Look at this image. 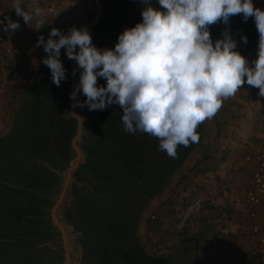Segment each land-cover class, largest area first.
Listing matches in <instances>:
<instances>
[{
  "label": "trees",
  "instance_id": "16d2710c",
  "mask_svg": "<svg viewBox=\"0 0 264 264\" xmlns=\"http://www.w3.org/2000/svg\"><path fill=\"white\" fill-rule=\"evenodd\" d=\"M87 1V5L92 4V9L89 11V5L87 6L86 22H92L97 16L96 0ZM99 1L101 11L95 23L87 30L93 45L98 49H114L118 36L126 28H132L142 22V10L147 5L141 0ZM151 6L159 8L158 0H151ZM75 22L50 24L42 30L41 36L47 41L52 28H57L67 35L69 29L75 27ZM209 31L213 42L223 39L224 33L228 32L237 42L236 50L241 55L250 54L252 48L258 45L259 34L254 17L245 21L242 14L233 15L228 24L218 22L211 25ZM244 36L247 37V43L241 39ZM53 39L58 40L59 37ZM47 55L43 48L39 67L40 78L31 89L30 98L27 97L23 104L20 130L34 142L37 141L36 144L41 148L49 142L46 146L51 144L53 149L56 141L52 140L61 142L60 145L64 148L62 157L65 170L70 166V160L76 156L71 141L77 135L79 127L78 119L71 114L70 95L74 63L68 59L66 50L62 48L59 59L66 69V79L57 87L52 81L50 69L42 62ZM80 71L76 64L77 83ZM98 85L106 86V80L98 78ZM79 93L81 100L75 103H82L86 99L82 91ZM122 111L118 104L95 111H90L87 106L75 107V112L83 120V129L77 144L84 154V160L79 170L73 173L70 186L58 206V213L61 214L59 218L63 220L68 234L78 233L83 237L85 250L82 264L254 263L255 259L246 261L237 257L233 248L234 239L227 237L223 232L229 211L222 205L210 204L208 200L204 202L198 217L199 228L192 232L186 228L171 248V255L158 260L147 251L138 234L142 211L128 208L126 198L128 195H141L151 201L166 191L173 176L182 169L188 156L201 142L204 125L202 123L197 128L199 142L190 143L188 147L178 146L176 158H171L159 149V141L155 137L140 131L135 134L125 132ZM63 185L64 179L58 183L55 194L47 205L46 216L50 215V224L52 206L60 198ZM175 193H172L174 198L164 201L162 205L170 222L174 220L177 205L181 202L180 195ZM162 220H157L159 225L167 223ZM12 224H15L16 230L10 227V232H19L25 227L24 222ZM45 228L48 238L36 240L35 245L50 240L57 248L45 247L47 256L39 259V262L22 259L21 263L13 264H65L67 251L62 231L54 225L46 224ZM16 239L18 240H9L6 244L22 241ZM220 250L225 251L224 261L221 262L217 258L213 260V251Z\"/></svg>",
  "mask_w": 264,
  "mask_h": 264
},
{
  "label": "clouds",
  "instance_id": "9594fccd",
  "mask_svg": "<svg viewBox=\"0 0 264 264\" xmlns=\"http://www.w3.org/2000/svg\"><path fill=\"white\" fill-rule=\"evenodd\" d=\"M141 2L147 5L142 22L126 28L114 49H98L87 28L75 27L67 35L52 28L49 39L40 36L37 46L43 45L48 54L42 62L57 87L66 79L59 59L62 48L81 69L70 99L79 91L86 99L73 107L95 111L118 104L125 132L155 137L159 149L176 158L178 146L198 143V126L212 119L241 87L258 88L264 97V10L254 7L253 0H158L159 8L152 7L151 0ZM21 5L22 0H14V11L25 24L34 18L43 23L42 8L25 11ZM239 14L245 21L254 17L259 34L257 58L251 64L228 32L213 42L209 31L211 25L228 24ZM0 28L14 32L20 25L5 16ZM241 39L247 43L246 36ZM98 78L105 79L106 86H99Z\"/></svg>",
  "mask_w": 264,
  "mask_h": 264
},
{
  "label": "crops",
  "instance_id": "0c3cea01",
  "mask_svg": "<svg viewBox=\"0 0 264 264\" xmlns=\"http://www.w3.org/2000/svg\"><path fill=\"white\" fill-rule=\"evenodd\" d=\"M87 2V0H22L21 6L25 11H31L33 6H39L44 11V15L39 18L43 23L38 24L37 19L34 18L28 25L25 24L22 17L16 15L13 8L14 0H0V20H3L7 16L13 21L18 22L20 28L12 33H22V35H17L16 43L13 44L17 54L16 56L13 54L11 61L9 59L8 72L6 73L7 78L9 76V80H14L18 86H16V89L13 90L14 93H12V85L9 84V92L7 91L8 88H3V93L0 95L5 96L7 94L4 100L5 104H0V200L9 191L5 187L18 188L20 185L17 183H21V181L27 183L25 181L27 179L32 184L42 185L43 191L47 196L64 179L61 196L55 205L52 206V224L48 223V221L50 222L48 219L50 215L45 216L44 220L42 219L43 216L40 212L42 201L38 206L34 203L33 209L35 212L34 214H30V217L33 216V218L28 217L25 221L21 220L25 224L24 229H20L21 231L10 232V227L16 230L15 224H12L13 222L15 223L14 220L13 222L0 223V245L8 243L9 240H18L16 238H19L22 241H31L30 246L34 247V249L43 250L47 246L50 247L46 244L50 240L40 242L38 246L35 245L36 240L48 238V231L46 232L45 228L46 224L48 226H57L55 217L60 216L58 206L65 197L74 171L79 170V166L84 160V154L77 144L81 135V133L79 135V127L77 135L71 141L72 147L76 151V156L70 160V166L64 170V158L62 157V150L64 148L60 145L61 142L52 140L56 141L53 149H51V144L46 146L49 142L44 143L45 146L41 148L36 144L37 141L34 142L27 134H23V131L20 130L22 128V115L20 113L25 99L27 97L30 98V91L40 78L39 67L43 54V45L42 51L35 52L37 50L35 49L36 43L34 40L27 38L28 33L31 31L33 33L39 32L40 37L42 30L50 24L75 22L76 20L70 19L69 11L65 10V6ZM88 5V10L90 11L92 7L89 3ZM253 5L264 10V0H253ZM85 13H87V10ZM87 17L85 14L84 18ZM96 18H98V15ZM82 20L84 19L75 22L77 29L79 28L77 24ZM4 23L6 24L7 21L4 20ZM0 30L3 31L2 28ZM7 34L10 35L11 31L7 32ZM257 51L258 45L252 48L250 54L243 55L247 58L249 64L257 58ZM32 60H34L32 67H35V69L33 75H30L32 77L30 81L28 82L25 79L17 81L14 76L19 74L20 68L27 69V65L31 66ZM203 125L204 136L201 142L188 156L182 169L173 176L166 191L157 197H163L167 193L168 198V195L171 193L169 199L174 198L175 195L172 193L176 192L180 195V201H183L188 192L196 190L195 188L200 186L199 183L194 184L193 180L195 178L196 180H199L197 178L202 180L211 176L210 174H214L215 181H219L220 187L219 189L218 186L216 187L214 194L200 200V214L201 208L207 200L215 206H224L229 211V216L224 222L223 232L227 234V237L230 236L234 239L233 248L236 256L242 259L244 257L246 261L247 259H255L254 263L249 262L245 264H256L259 259L257 255L253 254L255 243L249 236V225L251 222L264 224V204L254 205L249 209H245L246 206L241 201H238V199L245 192L248 181L252 176V168L246 162L245 157L260 143L258 133L260 129L264 130V97L259 95L258 88L244 85L237 91L234 97L225 100L218 113L212 119L205 120ZM76 146L79 147L80 154H78ZM80 156L81 158L75 161ZM61 171H65V173H61ZM214 171H219L220 173L217 172L215 174L213 173ZM218 174H222V177ZM14 192L20 193V191L15 190L11 194V197L14 196ZM52 197H49L50 200H52ZM218 198H222V202L217 203ZM233 200H236V203L232 202ZM36 203L38 202L36 201ZM191 218L189 217V219ZM198 220L195 227L192 230H188L189 232L199 228ZM24 245H28V243L24 242ZM224 252L223 250L218 251L219 256L222 255L224 257ZM213 260H215L214 257ZM220 260L222 262L224 258Z\"/></svg>",
  "mask_w": 264,
  "mask_h": 264
},
{
  "label": "rangeland",
  "instance_id": "374dc122",
  "mask_svg": "<svg viewBox=\"0 0 264 264\" xmlns=\"http://www.w3.org/2000/svg\"><path fill=\"white\" fill-rule=\"evenodd\" d=\"M87 6H88L87 3H76L75 5L65 6L66 7L65 10L69 11L70 19H74L78 21V20L84 19ZM96 9H97V15H99L101 11V7L99 11L98 3H96ZM87 23H91V22H86L78 26L82 27L83 25ZM1 34L5 35L7 38V41L11 42L12 44L16 43V38L18 34L22 35V33H17V32L16 33L11 32V34L9 35L7 34V32H3L0 30V35ZM28 34L29 35L27 36V38L29 40L30 39L34 40L36 43L35 49L37 50H35V52L42 51V45L37 46V42L39 39V32L33 33V31H31ZM16 54L17 52H14V56H16ZM12 57L13 55L9 57L10 61ZM33 63H34V60H32L31 66L27 65V69L20 68L19 74L17 73L18 75L14 76L17 81L19 79L21 80L25 79L28 82L30 81V78H32L31 76L33 75L34 69H35V67L34 68L32 67ZM0 68L1 69L4 68L2 64H0ZM4 71L5 73L8 72V66H6ZM2 82H4V85L3 86L0 85V88H5V89L8 88L7 89L8 92H9V84L12 85L11 87L12 93H14L13 90L16 89V86H18L16 82H14V80H11V79L9 80V76L7 78V75L4 77V79L0 80V83ZM6 95L7 94H5V96H0V101H1L0 104L1 103L3 105L5 104L4 100H5ZM14 110H15V107H14ZM217 172L220 173L219 171H214L213 173L216 174ZM210 175L211 176H208V178H205L202 180L200 178H197L199 180H196V178L195 180H193L194 184L199 183L200 186L195 188L196 190H192L191 192H188L187 196L185 197V200L180 202L177 208V213L175 215V218L174 220H171L172 222L167 220V216L165 215L166 211H164L162 207L164 201L166 202L169 200L171 193L168 195V198H167V193H166L164 194L163 197L159 196L157 198H154L151 201H147L141 195H128L127 196L126 198L127 207L128 208L132 207V210L134 211H137L136 209L142 211V214L139 220L138 234L142 242L145 243L147 251L153 257H155L158 260H161L162 257H168L169 255H171L170 254L171 248L173 247L174 243H176L180 239V234L182 233V230H185L186 228H188V230H192L195 227V225L197 224L199 214H200V211H199L201 207L200 200L205 199L208 196L214 194L216 192L215 191L216 187L218 186V189L220 187L219 181L218 182L215 181V178L213 176L214 174H210ZM218 175L222 177L221 176L222 174H218ZM25 181L27 183L22 182V181L21 183H17L20 185L18 188H10L8 186L5 187V188H8L9 191L7 194H4L0 200L1 201L0 202V223H5L9 221L13 222V220L15 222L22 223L23 220L25 221V219L30 217V214H34L35 212V210L33 209L34 203L38 206L41 203V201H42V206L40 207V212H41V215L43 216L42 219L43 220L45 219V216L47 214V204L50 201L49 197L54 196L55 194L54 190L48 193V196H49L48 197L46 193H44L42 185L32 184L30 181H28V179ZM15 190L20 191V193L14 192L15 193L14 196L11 197V194H13V191ZM36 201L38 203H36ZM220 202H222V198H218L217 203H220ZM232 202L236 203V200H233ZM247 208L249 209L250 206L245 207V209ZM153 215L155 216L153 217ZM189 217H192V218L189 219ZM30 218L32 219L33 216H31ZM159 218L163 219L162 221H167V223L163 225H159L157 222ZM22 242H25V241H17V242L14 241L9 245L1 244L0 245V263L2 264H13L15 262L21 263L22 259H27L30 262L32 261L39 262V259L41 258L44 259L47 256L45 249L39 250V249H34V247L30 246L31 241H26L28 245H24V243ZM64 242H65V247H66V244L70 242V240L64 239ZM54 246L55 248H57L56 245ZM213 254H214V259L215 258L218 259V257H220V259L223 258L222 255L219 256L218 251H213ZM67 260H68V252H67ZM165 263L166 262L162 264H165ZM256 264H261V263L258 261L256 262Z\"/></svg>",
  "mask_w": 264,
  "mask_h": 264
},
{
  "label": "built area",
  "instance_id": "2783aa9c",
  "mask_svg": "<svg viewBox=\"0 0 264 264\" xmlns=\"http://www.w3.org/2000/svg\"><path fill=\"white\" fill-rule=\"evenodd\" d=\"M15 52L14 46L7 41L5 35H0V64L4 67L0 68V80L4 79L6 73L4 69L9 64V57ZM4 85V82L0 83ZM3 88H0V95ZM260 143L248 153L245 160L252 168V176L248 181L247 188L243 195L238 199L246 206H254L264 204V130L259 131ZM155 215H153L154 217ZM249 236L254 241L255 246L253 254L258 256L259 261L264 264V224L251 222L249 225Z\"/></svg>",
  "mask_w": 264,
  "mask_h": 264
},
{
  "label": "water",
  "instance_id": "95a60500",
  "mask_svg": "<svg viewBox=\"0 0 264 264\" xmlns=\"http://www.w3.org/2000/svg\"><path fill=\"white\" fill-rule=\"evenodd\" d=\"M97 3L99 6V11H100V6H101L100 1L97 0ZM90 5L92 7L91 3H90ZM96 19L91 23H87V24L83 25L82 27H79L78 29L88 28L89 26H92L95 23ZM84 23H86V18H84V20L79 22L77 24V26L80 24H84ZM73 63H74V71H73V75H72V92L75 90L76 86L78 85V83L75 81L76 62L73 60ZM80 100H81L80 93L77 92L76 98H75V100H72V106H71V114L74 117H76L79 121V135H80L81 130H82V121L83 120H82L81 116L75 112V107H73V104L76 101H80ZM76 149L78 151V154H80V150H79L78 146H76ZM80 158H81V156L78 159L76 158L75 161H78ZM4 182H6V181H4ZM55 223L59 227V229L63 232L64 239L70 240V242H68L66 244V250L68 252V260L65 262V264H82V261L84 259L83 254H84V250H85V242L83 240V237L81 236V234H78V233L68 234L67 229L65 227V224H64L63 220H61V218H59V216L55 217ZM46 244H48L52 248L55 247L52 244V242H50V241H48ZM71 259H72V261H71Z\"/></svg>",
  "mask_w": 264,
  "mask_h": 264
}]
</instances>
